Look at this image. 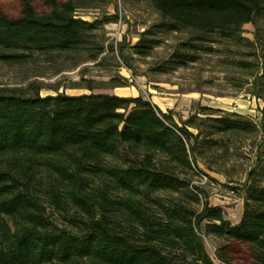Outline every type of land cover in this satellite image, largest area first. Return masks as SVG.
I'll use <instances>...</instances> for the list:
<instances>
[{
	"label": "trees",
	"instance_id": "16d2710c",
	"mask_svg": "<svg viewBox=\"0 0 264 264\" xmlns=\"http://www.w3.org/2000/svg\"><path fill=\"white\" fill-rule=\"evenodd\" d=\"M15 1L13 15L0 5V62L104 53L92 34L103 23L77 17L78 0ZM148 1L161 20L140 33L134 55L148 57L166 33H191L161 73L215 54L264 19V0ZM201 110L179 125L142 96L0 88V264H264V150L236 224L191 186L198 158L224 149L223 138L256 135L258 125ZM204 236L223 241L216 262Z\"/></svg>",
	"mask_w": 264,
	"mask_h": 264
},
{
	"label": "rangeland",
	"instance_id": "374dc122",
	"mask_svg": "<svg viewBox=\"0 0 264 264\" xmlns=\"http://www.w3.org/2000/svg\"><path fill=\"white\" fill-rule=\"evenodd\" d=\"M77 3V17L103 23L92 34L104 46V53L96 60H89L85 54L53 53L33 54L19 62H0V88L30 94L36 89L42 97L88 93L142 96L170 114L179 125L202 113L203 107L251 119L258 125L256 135L229 141L223 138L226 149L217 148L198 158L201 173L191 178V186L197 188L202 201L221 207L225 219L237 223L248 173L254 167L257 152L264 150V80H259L264 65V19L256 18L244 25L240 38L217 45L215 54L205 55L185 68L161 73L159 66L191 33H166L148 57H139L131 47L140 33L161 20L148 0ZM0 5L11 15L18 7L15 0H0ZM189 130L196 133L193 128ZM49 214L61 222L50 208ZM203 241L208 255L216 262L215 252L223 241L205 236Z\"/></svg>",
	"mask_w": 264,
	"mask_h": 264
},
{
	"label": "crops",
	"instance_id": "0c3cea01",
	"mask_svg": "<svg viewBox=\"0 0 264 264\" xmlns=\"http://www.w3.org/2000/svg\"><path fill=\"white\" fill-rule=\"evenodd\" d=\"M241 215H242V213H241ZM240 218H241V216H240ZM239 220H240V219H239ZM238 222H239V221H238ZM238 222H237V223H238ZM235 224H236V223H235Z\"/></svg>",
	"mask_w": 264,
	"mask_h": 264
},
{
	"label": "built area",
	"instance_id": "2783aa9c",
	"mask_svg": "<svg viewBox=\"0 0 264 264\" xmlns=\"http://www.w3.org/2000/svg\"><path fill=\"white\" fill-rule=\"evenodd\" d=\"M204 179L206 180V178L204 177Z\"/></svg>",
	"mask_w": 264,
	"mask_h": 264
}]
</instances>
